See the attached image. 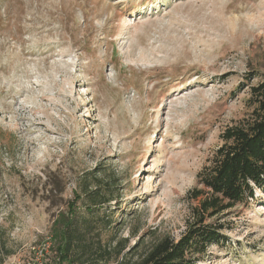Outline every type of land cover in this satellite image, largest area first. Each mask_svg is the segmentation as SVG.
<instances>
[{
	"label": "rangeland",
	"instance_id": "374dc122",
	"mask_svg": "<svg viewBox=\"0 0 264 264\" xmlns=\"http://www.w3.org/2000/svg\"><path fill=\"white\" fill-rule=\"evenodd\" d=\"M261 74L264 0H0L5 264H41L54 219L82 214L95 178L112 196L101 237L121 250L107 264L178 239ZM210 221L224 237L197 264H264V188Z\"/></svg>",
	"mask_w": 264,
	"mask_h": 264
},
{
	"label": "trees",
	"instance_id": "16d2710c",
	"mask_svg": "<svg viewBox=\"0 0 264 264\" xmlns=\"http://www.w3.org/2000/svg\"><path fill=\"white\" fill-rule=\"evenodd\" d=\"M249 91V115L223 130L222 143L197 173L196 185L187 194L196 203L190 208L185 230L176 240L163 237L156 241L137 264H197L189 255L204 254L226 230L225 224L210 218L238 204L246 206L255 190L264 188V74ZM99 181L93 180V189V182L83 184L86 202L82 214L69 208L54 219L52 243L41 264H107L113 255L120 254L119 242L111 248V241L101 237L110 220L97 215L96 206L112 200V196L105 197L110 186L103 187ZM12 253L3 239L0 264H5Z\"/></svg>",
	"mask_w": 264,
	"mask_h": 264
}]
</instances>
